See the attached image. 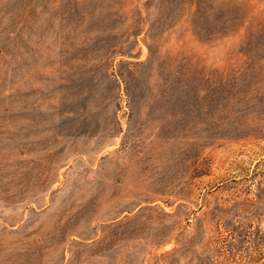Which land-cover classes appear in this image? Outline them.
I'll return each instance as SVG.
<instances>
[{"label":"rangeland","instance_id":"374dc122","mask_svg":"<svg viewBox=\"0 0 264 264\" xmlns=\"http://www.w3.org/2000/svg\"><path fill=\"white\" fill-rule=\"evenodd\" d=\"M0 264H264V0H0Z\"/></svg>","mask_w":264,"mask_h":264}]
</instances>
